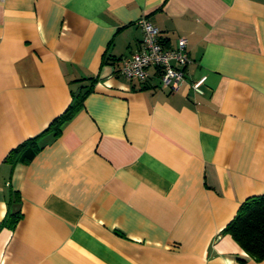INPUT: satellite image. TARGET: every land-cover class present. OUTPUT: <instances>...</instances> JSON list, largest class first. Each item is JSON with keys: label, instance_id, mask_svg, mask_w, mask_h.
<instances>
[{"label": "crops", "instance_id": "0c3cea01", "mask_svg": "<svg viewBox=\"0 0 264 264\" xmlns=\"http://www.w3.org/2000/svg\"><path fill=\"white\" fill-rule=\"evenodd\" d=\"M141 16L187 40L177 91L119 72ZM262 193L264 0H0V264H264L223 230Z\"/></svg>", "mask_w": 264, "mask_h": 264}, {"label": "trees", "instance_id": "16d2710c", "mask_svg": "<svg viewBox=\"0 0 264 264\" xmlns=\"http://www.w3.org/2000/svg\"><path fill=\"white\" fill-rule=\"evenodd\" d=\"M93 81L94 79L89 85L73 94L68 107L49 123L43 133L51 132L53 137L61 133L65 123L83 106L85 97L92 91ZM41 134L21 142L10 151L8 158L20 161L32 158L41 147L38 142ZM19 217V212L9 213L3 223L13 227ZM223 230L228 232L251 258L256 261L264 260V193L246 197Z\"/></svg>", "mask_w": 264, "mask_h": 264}, {"label": "built area", "instance_id": "2783aa9c", "mask_svg": "<svg viewBox=\"0 0 264 264\" xmlns=\"http://www.w3.org/2000/svg\"><path fill=\"white\" fill-rule=\"evenodd\" d=\"M137 24L142 30L139 48L131 55L121 59L119 72L126 78L145 81L149 67H155L160 79V86L170 92L177 91L185 77V66L189 62L186 49L187 40L180 36L175 47L164 44L159 28L148 18L141 16ZM206 76L191 83L196 93H202L201 84Z\"/></svg>", "mask_w": 264, "mask_h": 264}]
</instances>
